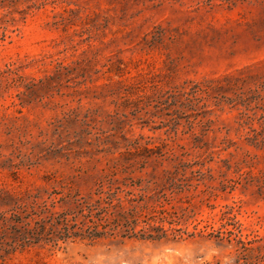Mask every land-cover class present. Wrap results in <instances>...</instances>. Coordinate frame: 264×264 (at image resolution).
<instances>
[{"label":"rangeland","instance_id":"1","mask_svg":"<svg viewBox=\"0 0 264 264\" xmlns=\"http://www.w3.org/2000/svg\"><path fill=\"white\" fill-rule=\"evenodd\" d=\"M160 152L203 155L219 187L210 204L175 200L187 233L36 246L4 264H264V0H0L1 187L60 188L54 176L96 173L107 164L92 156L108 154L150 155L137 172L160 176ZM223 212L253 249L209 236Z\"/></svg>","mask_w":264,"mask_h":264},{"label":"trees","instance_id":"2","mask_svg":"<svg viewBox=\"0 0 264 264\" xmlns=\"http://www.w3.org/2000/svg\"><path fill=\"white\" fill-rule=\"evenodd\" d=\"M108 155L92 156V160L102 163L105 159L107 164L96 173L81 166L69 176H54L60 188L12 192L0 186V264L17 252L36 246L61 247L78 240L93 243L117 238L161 241L170 234L176 238L177 232L186 231L182 225L189 210L188 206L175 203L178 196L191 200L190 193L194 190L196 196L210 204L217 195L219 187L211 183L212 169L204 171L207 162H201L203 155L191 162L184 158L187 153L165 158L166 154L160 152L158 163L163 166L165 161H171L172 166L164 169L160 176L137 172H144L150 155L142 158ZM78 157L67 156L66 159L72 163L77 159L82 162V156ZM85 178L94 180V186L86 194L74 187L75 180ZM229 219L227 212H223L218 228L215 220L208 221L209 236L229 242L236 240L238 250L253 249L254 241H246L234 229L228 228L231 225ZM233 225L237 227L236 223Z\"/></svg>","mask_w":264,"mask_h":264}]
</instances>
